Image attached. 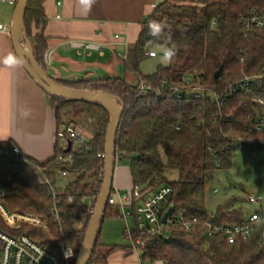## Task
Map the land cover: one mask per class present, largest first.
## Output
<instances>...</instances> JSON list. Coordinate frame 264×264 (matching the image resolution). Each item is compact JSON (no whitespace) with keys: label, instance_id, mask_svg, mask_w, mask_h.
Wrapping results in <instances>:
<instances>
[{"label":"trees","instance_id":"16d2710c","mask_svg":"<svg viewBox=\"0 0 264 264\" xmlns=\"http://www.w3.org/2000/svg\"><path fill=\"white\" fill-rule=\"evenodd\" d=\"M43 3H28L24 25L35 59L46 70L47 38L43 31L47 17ZM252 9H264V0H160L141 25L124 62V68L135 73V84L121 77L55 80L72 89L102 91L119 99L124 110L116 136L118 162L128 161L133 186H170L171 204L187 218H210L205 208L207 176L232 166L233 141L240 140L246 146L264 142V131L255 130L264 106L251 96L239 91L220 104L210 98L175 97L176 88L197 86L225 95L232 83L264 72V27L244 31L240 23ZM150 21L162 22L163 30L150 35ZM160 47L168 49L169 64L158 66L152 75H142L139 66L149 58L147 53ZM186 79L191 80L188 85ZM141 85L151 90L141 91ZM250 89L253 96L264 100V77L252 82ZM45 94L59 129L61 112L72 108L75 116L85 115L92 122L93 137L78 150H71L72 161L62 164L58 158L67 152L60 148L57 137L54 156L47 163L23 154L17 159L10 143H0V201L11 212L35 213L47 224V230L26 224L10 229L0 218V230L12 236L27 234L53 251L58 250L60 240L78 254L92 217L89 211L95 208L103 183L104 158L99 155L104 154L110 114L97 103L66 102ZM36 166L54 183L58 170L68 172L73 179L57 188L53 196L49 186L39 180ZM176 172L178 179L171 180L170 175ZM215 215V220L224 224L245 218L238 210L225 213L218 209ZM107 216H121L119 208L107 205L104 219ZM261 230L258 226L250 238L230 244L221 235H205L202 226H195L191 232L177 228L170 241L149 239L141 259H161L165 264H264ZM100 236L101 232L87 264H109L112 253L130 251L129 246H106Z\"/></svg>","mask_w":264,"mask_h":264},{"label":"crops","instance_id":"0c3cea01","mask_svg":"<svg viewBox=\"0 0 264 264\" xmlns=\"http://www.w3.org/2000/svg\"><path fill=\"white\" fill-rule=\"evenodd\" d=\"M159 2L160 0H93L89 6L82 4L81 0H44L43 7L47 17V25L43 31L47 38L46 51H53L52 62L46 66L48 75L57 81H74L76 79H72L73 76L88 74L87 68L98 62L105 63L107 70L114 74L117 71L118 74L124 67L129 46L137 41L141 25ZM13 12L10 13L11 19ZM0 22L8 28L7 31H0V143H10L12 148L18 147L23 156L38 163H47L54 156L59 130L55 110L50 106L45 92L27 74L17 58L11 41L10 23L3 21L1 14ZM34 33L37 31L34 30ZM73 41L93 42L100 44L101 48L98 51L84 52L72 47L70 42ZM8 57L15 58V66L9 67L4 63ZM24 110H28L30 115L24 116ZM89 123L92 122L89 120ZM78 127L81 138L77 145L81 143L83 146L93 137L94 127ZM2 152L0 149V154ZM175 177L176 179L171 180L178 179L177 172ZM132 186L129 165H116L113 189L120 191ZM63 187L61 185L58 188ZM119 253L125 261L128 257L135 256L130 251ZM136 261L139 264L137 257ZM109 264H113L110 263V257Z\"/></svg>","mask_w":264,"mask_h":264},{"label":"built area","instance_id":"2783aa9c","mask_svg":"<svg viewBox=\"0 0 264 264\" xmlns=\"http://www.w3.org/2000/svg\"><path fill=\"white\" fill-rule=\"evenodd\" d=\"M18 0H0V2H9L16 4ZM240 23L244 31L253 29H261L264 27V9H252L248 16L240 19ZM8 28L0 22V31H7ZM70 45L74 48L88 51L100 50V44L93 42L73 41ZM157 54L154 51L147 53L149 57H155ZM53 59V51L48 50L44 54V64L49 66ZM264 77V72L258 75L244 76L242 79L232 83L225 95L210 91L202 87H193L190 89L176 88L175 97L181 99L184 96H190L193 99L205 100L210 98L217 104L224 101L226 96H230L237 92H242L247 96H251L254 102L264 106L263 99H257L252 95L250 89L252 82L256 79ZM190 79L185 80V85L190 83ZM141 91L151 90L150 87L140 86ZM255 130L264 131V112L261 113L255 121ZM59 140V146L62 149H67L68 142H72V148L75 143H78L81 138V130L75 125L65 126L57 131L56 135ZM263 143L264 142H258ZM12 153L16 158H20L22 153L18 147L12 148ZM104 158V154L99 155ZM73 154L67 152L66 155H60L58 163H70ZM118 162V155L116 157ZM38 178L41 182L49 186V191L53 196H56L57 182L61 177L71 176L66 171L58 170L56 175L58 180L56 183L52 179L47 178L43 170L36 166ZM104 176V174H103ZM102 176V181H103ZM9 180V179H8ZM171 187L164 185L158 188H142L139 185H134L132 191L121 192L112 189L108 205L116 206L120 210V215L125 220H133V227L127 225L126 237L129 241L130 252L135 254L139 264H165L163 260L156 259L153 261L143 262L141 259L142 251L151 238H159L165 242L172 240L173 231L177 228H182L187 232H191L195 226H202L204 234L207 236L221 235L226 238L227 242L233 244L238 240H246L251 237L254 230L261 227V238L264 239V212H254L244 218L242 222L224 224L218 223L213 217L208 219L203 218H187L183 212H176V209L168 217L167 221L163 222V216L168 211L171 204ZM4 195V193H2ZM251 203L260 204L263 201L261 195L249 196ZM89 200L87 201V203ZM91 206V205H89ZM53 214L56 211H51ZM91 214L94 208L89 211ZM0 218L4 224L10 229H20L23 225H30L37 229L47 230L46 221L32 212L16 213L11 212L5 204L0 201ZM58 250L53 251L45 248L37 243L31 236L21 234L12 236L0 230V264H71L77 258V255L72 247L66 246L58 240Z\"/></svg>","mask_w":264,"mask_h":264},{"label":"rangeland","instance_id":"374dc122","mask_svg":"<svg viewBox=\"0 0 264 264\" xmlns=\"http://www.w3.org/2000/svg\"><path fill=\"white\" fill-rule=\"evenodd\" d=\"M15 4L0 2V14L2 20L10 23V13L13 12ZM157 56L145 59L139 66V71L142 75H152L158 66H167L170 61V53L168 49L160 47L155 49ZM105 63L91 64L88 69V74L83 76H73L72 79H80L83 77H90V79L97 78H125L130 84L136 83V75L134 72L125 69L110 72L105 67ZM58 68L59 66L56 65ZM199 71V70H197ZM195 72V71H194ZM194 72H192L194 74ZM190 74V76H193ZM75 111L72 108H66L61 112V127L75 125L83 128L92 127L89 123L88 117L85 115L75 116ZM79 128V127H78ZM86 141V140H85ZM84 141V142H85ZM82 146L74 144L73 150L76 151ZM232 147L235 151L232 158V166L228 169H216L208 173L205 188V208L208 211L210 218L216 219V212L221 209L223 212H231L234 210L241 211L246 217L254 212H264V144L256 143L254 145L246 146L242 141L235 140L232 142ZM163 159L165 160V156ZM117 166L127 167L128 161L122 160L117 162ZM176 179L175 173L170 175V179ZM73 179L72 176L61 177L57 182V187L67 185ZM133 187V186H132ZM121 192H131L132 188L120 190ZM261 195L263 201L258 203H251L249 196ZM3 203V202H2ZM4 204V203H3ZM129 225L131 228L134 223L133 220H125L121 216H107L102 224L100 241L106 246L117 245L119 247L128 246L129 241L126 237V228ZM110 256V263L124 264V257L119 253ZM115 253V252H114ZM120 255V257H119ZM136 256V255H135ZM128 257L125 264H137L136 257Z\"/></svg>","mask_w":264,"mask_h":264},{"label":"water","instance_id":"95a60500","mask_svg":"<svg viewBox=\"0 0 264 264\" xmlns=\"http://www.w3.org/2000/svg\"><path fill=\"white\" fill-rule=\"evenodd\" d=\"M30 1L31 0L17 1L10 22V34L13 48L27 74L45 93L52 97L66 102L82 101L86 103H97L110 114L104 149L103 183L87 228L84 243L75 262V264H87L101 232L109 195L113 189V178L117 164L116 136L124 106L117 97L108 95L102 91L76 90L63 86L53 80L51 76L48 75L47 71L38 64L33 53L32 44L26 35L24 25V16ZM71 148L72 142L69 141L66 152H70ZM174 210V205H171L163 216L164 223Z\"/></svg>","mask_w":264,"mask_h":264},{"label":"clouds","instance_id":"9594fccd","mask_svg":"<svg viewBox=\"0 0 264 264\" xmlns=\"http://www.w3.org/2000/svg\"><path fill=\"white\" fill-rule=\"evenodd\" d=\"M93 2V0H81L82 4H86V5H91V3ZM164 28V25L162 24V22L159 21H150L149 22V33L150 35H157L159 34ZM4 63L9 66V67H13L15 66L16 60L14 57H8L5 59ZM23 115L24 116H28L30 115V112L28 110H24L23 111Z\"/></svg>","mask_w":264,"mask_h":264}]
</instances>
